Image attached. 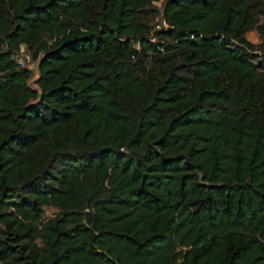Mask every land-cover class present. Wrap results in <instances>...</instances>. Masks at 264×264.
Segmentation results:
<instances>
[{
    "label": "trees",
    "instance_id": "trees-1",
    "mask_svg": "<svg viewBox=\"0 0 264 264\" xmlns=\"http://www.w3.org/2000/svg\"><path fill=\"white\" fill-rule=\"evenodd\" d=\"M0 264H264V0H0Z\"/></svg>",
    "mask_w": 264,
    "mask_h": 264
},
{
    "label": "rangeland",
    "instance_id": "rangeland-1",
    "mask_svg": "<svg viewBox=\"0 0 264 264\" xmlns=\"http://www.w3.org/2000/svg\"><path fill=\"white\" fill-rule=\"evenodd\" d=\"M160 16L161 15H159V17L158 18H156L155 19V21L156 20H158L159 18H160ZM249 36L253 39V40H257V34L255 33V32H250L249 33ZM29 53V52H28ZM29 55H30V60L28 61V68H30L31 69V77H30V80H29V82H30V84L33 86L34 85V80H35V78H36V76H37V73H38V68H37V66H38V62H37V60H35V59H33L32 58V54H31V52L29 53ZM58 208H56V207H54V206H44V215H43V217L45 218V219H48V218H51V217H53L55 214H57L58 213Z\"/></svg>",
    "mask_w": 264,
    "mask_h": 264
},
{
    "label": "built area",
    "instance_id": "built-area-1",
    "mask_svg": "<svg viewBox=\"0 0 264 264\" xmlns=\"http://www.w3.org/2000/svg\"><path fill=\"white\" fill-rule=\"evenodd\" d=\"M162 24H165V23L162 22ZM14 58L18 65L29 67L27 63L30 60V55L27 51L26 46L21 45L18 52L15 54Z\"/></svg>",
    "mask_w": 264,
    "mask_h": 264
}]
</instances>
